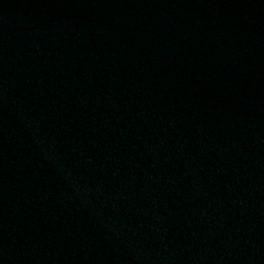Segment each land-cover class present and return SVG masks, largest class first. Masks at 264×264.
Here are the masks:
<instances>
[{
	"label": "water",
	"instance_id": "1",
	"mask_svg": "<svg viewBox=\"0 0 264 264\" xmlns=\"http://www.w3.org/2000/svg\"><path fill=\"white\" fill-rule=\"evenodd\" d=\"M0 264H264V0H0Z\"/></svg>",
	"mask_w": 264,
	"mask_h": 264
}]
</instances>
